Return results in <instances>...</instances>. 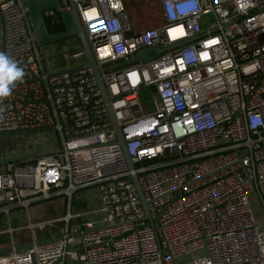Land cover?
<instances>
[{"label":"built area","instance_id":"2783aa9c","mask_svg":"<svg viewBox=\"0 0 264 264\" xmlns=\"http://www.w3.org/2000/svg\"><path fill=\"white\" fill-rule=\"evenodd\" d=\"M154 1L161 20L140 29L124 0L50 9H77L133 167L88 57L48 71L23 0L0 2L1 51L26 73L0 100V131L54 129L62 142L0 163L12 235L0 264H264L251 201L264 212V0ZM145 47L161 52L131 61ZM91 186L97 205L78 209L72 199ZM61 194L63 234L17 245L11 211Z\"/></svg>","mask_w":264,"mask_h":264},{"label":"rangeland","instance_id":"374dc122","mask_svg":"<svg viewBox=\"0 0 264 264\" xmlns=\"http://www.w3.org/2000/svg\"><path fill=\"white\" fill-rule=\"evenodd\" d=\"M3 0H0V2ZM130 17V22L137 28H144L155 25L161 20V16L157 11V4L154 0H124ZM49 17L51 27L57 25ZM66 45L69 46L66 49ZM2 49V19L0 16V51ZM83 42L78 35H74L65 39L55 41L46 45H40V50L44 56L45 68L50 70L67 69L69 67L86 62L87 55L84 50ZM155 89L152 86L143 87L139 96L142 102L143 110L150 112L155 108L154 95ZM61 136L54 129L51 130H12L0 131V160L9 159L13 153H42L48 152L51 147L61 145ZM148 161L137 163L146 164ZM5 164V163H3ZM77 194H82L77 196ZM66 198L65 194L56 195L52 198L41 199L32 202L29 209L25 206H18L11 211V222L16 227L14 230V238L17 245H24L32 241L33 236L37 240H46L58 237L63 234L66 227L65 221L58 217L62 212V200ZM97 189L91 186L79 189L75 194V202L78 203L79 209L86 210L97 205ZM252 207L258 222H264V212L255 196L251 197ZM76 203V204H77ZM68 207V204H67ZM65 209V208H64ZM29 211L31 217L29 216ZM9 216L6 212H0V245L3 248L12 244V235L9 231H4L9 225ZM52 221H48V220ZM44 220L42 224H36L34 232L29 226V222L38 223ZM77 220H72L74 224ZM80 243L76 247L80 248ZM191 256H188L190 258Z\"/></svg>","mask_w":264,"mask_h":264},{"label":"water","instance_id":"95a60500","mask_svg":"<svg viewBox=\"0 0 264 264\" xmlns=\"http://www.w3.org/2000/svg\"><path fill=\"white\" fill-rule=\"evenodd\" d=\"M25 3L28 15L31 21L32 28L34 30L36 40L39 45H46L49 43H53L55 41L65 39L74 35L80 36L84 48L87 53V57L89 60V64L93 67L96 76L98 78L100 87L103 91L105 100L107 102V105L109 107V111L111 113L115 128L118 133L119 140L123 146L125 156L127 158V161L130 165V167L134 166V163L126 149L125 146V140L123 138L122 132L120 130L119 124L114 116L110 99L107 94L104 82L101 78L100 69L97 66V62L95 59V56L93 54L91 45L89 43V40L87 38V35L85 33V29L83 26V23L80 19L79 13L76 8H73L72 10H63L61 11V16L64 22V29L57 31V32H51L49 30L46 18H45V12L47 10H50L52 8H55L59 5L60 0H23ZM161 52L160 48L156 47H145L137 51L135 56L131 59V61H148L158 56V54ZM4 160H0V163H2ZM135 182L137 184L138 190L140 192L141 198L143 200V203L146 206V201L143 195V191L141 188V185L139 183L138 177H134Z\"/></svg>","mask_w":264,"mask_h":264},{"label":"clouds","instance_id":"9594fccd","mask_svg":"<svg viewBox=\"0 0 264 264\" xmlns=\"http://www.w3.org/2000/svg\"><path fill=\"white\" fill-rule=\"evenodd\" d=\"M25 75L24 69L13 57L0 51V100L11 96L17 83H22Z\"/></svg>","mask_w":264,"mask_h":264},{"label":"trees","instance_id":"16d2710c","mask_svg":"<svg viewBox=\"0 0 264 264\" xmlns=\"http://www.w3.org/2000/svg\"><path fill=\"white\" fill-rule=\"evenodd\" d=\"M48 16H51L52 20H54V23H57V25H55L54 27H51L50 24H49V17ZM45 18H46L49 30L51 32H57V31H60V30L64 29L65 26H64V22H63V19H62L60 11H58L56 9L47 10L45 12Z\"/></svg>","mask_w":264,"mask_h":264},{"label":"crops","instance_id":"0c3cea01","mask_svg":"<svg viewBox=\"0 0 264 264\" xmlns=\"http://www.w3.org/2000/svg\"><path fill=\"white\" fill-rule=\"evenodd\" d=\"M85 188H87V187H85ZM81 189H83V188H81ZM80 196L82 195V194H79ZM78 194H77V196H79ZM67 197V196H66ZM75 197V196H74ZM68 200L66 199V198H63V200H62V212L64 211V213L62 214H59V216L58 217H62L65 213H66V211H67V204H68ZM74 202H75V199L73 198L72 199V204L74 205V206H76L78 209L80 208V207H78L79 205H78V203L76 204H74ZM65 208V209H64ZM29 216L31 217V213H30V211H29Z\"/></svg>","mask_w":264,"mask_h":264}]
</instances>
